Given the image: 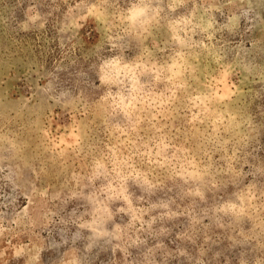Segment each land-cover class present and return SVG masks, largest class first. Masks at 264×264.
Wrapping results in <instances>:
<instances>
[{
  "label": "rangeland",
  "instance_id": "374dc122",
  "mask_svg": "<svg viewBox=\"0 0 264 264\" xmlns=\"http://www.w3.org/2000/svg\"><path fill=\"white\" fill-rule=\"evenodd\" d=\"M0 264H264V0H0Z\"/></svg>",
  "mask_w": 264,
  "mask_h": 264
}]
</instances>
